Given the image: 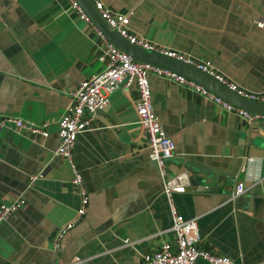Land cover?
Here are the masks:
<instances>
[{
    "label": "crops",
    "instance_id": "obj_1",
    "mask_svg": "<svg viewBox=\"0 0 264 264\" xmlns=\"http://www.w3.org/2000/svg\"><path fill=\"white\" fill-rule=\"evenodd\" d=\"M132 12L129 29L144 43L212 70L245 95L264 96V0H99ZM93 23L69 0H0V122L47 123L49 136L0 128V204L26 205L0 223V264H140L163 242L173 219L158 166L135 110L138 89H118L78 136L74 159L89 195L84 219L63 239L80 208L57 122L72 94L102 69ZM154 109L176 144L170 175L188 171L174 196L184 220L196 219L204 249L234 264H264V121L249 123L194 85L150 76ZM213 173L206 178L179 164ZM44 173L33 183L31 178ZM239 183L245 192L233 199ZM196 264H207L198 261Z\"/></svg>",
    "mask_w": 264,
    "mask_h": 264
},
{
    "label": "built area",
    "instance_id": "obj_2",
    "mask_svg": "<svg viewBox=\"0 0 264 264\" xmlns=\"http://www.w3.org/2000/svg\"><path fill=\"white\" fill-rule=\"evenodd\" d=\"M73 9L79 16L92 23L89 17L84 13L76 0H69ZM97 10L108 24L114 28L122 37L133 44L139 45L150 51L160 52L170 58L178 59L196 66L203 72L214 76L220 82L226 84L233 91L245 96L251 100L264 101V96L254 97L245 95L234 85L227 83L222 77L216 75L212 70L211 63H196L190 61L181 55L158 49L152 45L144 43L135 37L130 29L131 13L117 14L108 9L99 0H92ZM259 27H264L262 21H257ZM102 44H96L97 58L102 69L91 78L84 81L80 87L72 94V102L67 111L57 122L59 144L55 155L63 156L72 171V184L79 192L80 208L75 218L62 227L58 232L55 241V250L59 253L64 237L74 229L87 215L89 207V195L85 187L82 174L77 167L74 159V148L78 136L87 131L93 122L98 111L105 109L109 104L110 96L118 89H130L136 86L138 89V99L135 103V110L138 116L139 124L148 139V151L151 161L156 162L160 178L163 182V194L167 198L173 223L168 232L175 236V244L163 242L160 247L152 253L142 257L140 264H196L198 261H204L207 264H234L233 260L218 255L217 253L204 249L200 246L201 235L196 219L184 220L180 216L174 202V196L186 193L190 185V175L188 171L170 175L168 170V160L176 155L175 141L168 137L162 123L157 116L150 85V76H155L166 81H173L179 84L194 85L178 75L166 70L151 66L149 64L134 61L132 58L121 52L110 44L107 39L97 30ZM201 93L211 97L218 105L230 112H236L240 116L253 124L258 121H264V116H252L242 110H239L221 99L209 94L204 89L194 85ZM1 129H7L12 132L27 130L34 134H39L44 138L49 136V125L36 124L23 121L13 117H6L0 122ZM44 173L31 178V183L42 178ZM245 192L243 183L236 187L232 198L236 199ZM26 199L22 196L17 197L11 204H0V223L8 221L18 213L25 205Z\"/></svg>",
    "mask_w": 264,
    "mask_h": 264
},
{
    "label": "water",
    "instance_id": "obj_3",
    "mask_svg": "<svg viewBox=\"0 0 264 264\" xmlns=\"http://www.w3.org/2000/svg\"><path fill=\"white\" fill-rule=\"evenodd\" d=\"M76 2L107 41L134 61L149 64L174 73L204 89L212 96L219 98L223 102L249 113L252 116H264V101L251 100L238 94L226 84L217 80L214 76L201 71L192 64L170 58L160 52L150 51L131 43L112 28L105 19H103L92 0H76ZM173 161L174 159L168 160V162ZM155 164L157 165L156 162ZM179 164L183 165L193 173L205 175L206 178L217 179L221 176L220 173H213L212 171L200 167L198 164L190 161L180 160Z\"/></svg>",
    "mask_w": 264,
    "mask_h": 264
}]
</instances>
